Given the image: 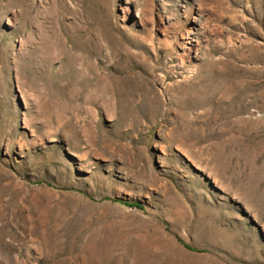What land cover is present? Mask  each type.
Here are the masks:
<instances>
[{"label": "rangeland", "instance_id": "374dc122", "mask_svg": "<svg viewBox=\"0 0 264 264\" xmlns=\"http://www.w3.org/2000/svg\"><path fill=\"white\" fill-rule=\"evenodd\" d=\"M0 264H264V0H0Z\"/></svg>", "mask_w": 264, "mask_h": 264}, {"label": "trees", "instance_id": "16d2710c", "mask_svg": "<svg viewBox=\"0 0 264 264\" xmlns=\"http://www.w3.org/2000/svg\"><path fill=\"white\" fill-rule=\"evenodd\" d=\"M131 207H136V208H140V206L138 204H130Z\"/></svg>", "mask_w": 264, "mask_h": 264}]
</instances>
